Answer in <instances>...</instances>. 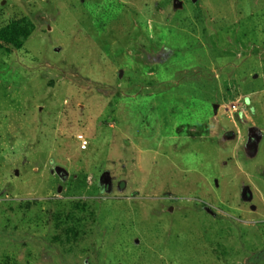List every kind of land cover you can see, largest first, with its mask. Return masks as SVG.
Instances as JSON below:
<instances>
[{"label":"rangeland","instance_id":"obj_1","mask_svg":"<svg viewBox=\"0 0 264 264\" xmlns=\"http://www.w3.org/2000/svg\"><path fill=\"white\" fill-rule=\"evenodd\" d=\"M173 1L0 0V264H264V0Z\"/></svg>","mask_w":264,"mask_h":264},{"label":"trees","instance_id":"obj_2","mask_svg":"<svg viewBox=\"0 0 264 264\" xmlns=\"http://www.w3.org/2000/svg\"><path fill=\"white\" fill-rule=\"evenodd\" d=\"M32 26L24 20H14L0 29V48L21 49L22 43L30 35Z\"/></svg>","mask_w":264,"mask_h":264},{"label":"built area","instance_id":"obj_3","mask_svg":"<svg viewBox=\"0 0 264 264\" xmlns=\"http://www.w3.org/2000/svg\"><path fill=\"white\" fill-rule=\"evenodd\" d=\"M76 138H77V140H78V142L80 144L81 149L84 150L86 148V145H87L86 140L83 138L82 135H77Z\"/></svg>","mask_w":264,"mask_h":264},{"label":"water","instance_id":"obj_4","mask_svg":"<svg viewBox=\"0 0 264 264\" xmlns=\"http://www.w3.org/2000/svg\"><path fill=\"white\" fill-rule=\"evenodd\" d=\"M197 0H191L192 3H195ZM173 6L175 7H180L181 6V2H179L178 0H174L173 1ZM214 110H216V106H214ZM257 138H255L256 140ZM103 183H106V179H104Z\"/></svg>","mask_w":264,"mask_h":264}]
</instances>
